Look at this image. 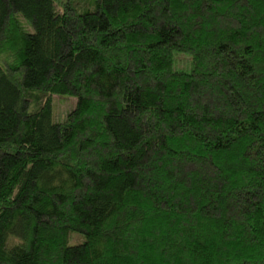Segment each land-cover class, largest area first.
Wrapping results in <instances>:
<instances>
[{
	"label": "trees",
	"instance_id": "16d2710c",
	"mask_svg": "<svg viewBox=\"0 0 264 264\" xmlns=\"http://www.w3.org/2000/svg\"><path fill=\"white\" fill-rule=\"evenodd\" d=\"M0 264H264V0H0Z\"/></svg>",
	"mask_w": 264,
	"mask_h": 264
},
{
	"label": "rangeland",
	"instance_id": "374dc122",
	"mask_svg": "<svg viewBox=\"0 0 264 264\" xmlns=\"http://www.w3.org/2000/svg\"><path fill=\"white\" fill-rule=\"evenodd\" d=\"M64 0H60V4L63 3ZM175 68L181 70L188 69V59L182 55L175 56ZM76 99L71 97H60L53 96L51 97V108L53 117L56 121L62 122L66 115L75 108ZM73 242H78L79 238L73 237Z\"/></svg>",
	"mask_w": 264,
	"mask_h": 264
}]
</instances>
